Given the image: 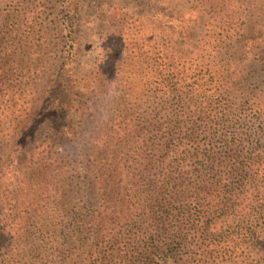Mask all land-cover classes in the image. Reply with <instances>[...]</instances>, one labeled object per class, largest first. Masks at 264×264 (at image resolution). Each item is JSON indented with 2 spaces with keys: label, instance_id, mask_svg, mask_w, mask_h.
<instances>
[{
  "label": "trees",
  "instance_id": "obj_1",
  "mask_svg": "<svg viewBox=\"0 0 264 264\" xmlns=\"http://www.w3.org/2000/svg\"><path fill=\"white\" fill-rule=\"evenodd\" d=\"M180 1L207 17L201 21L205 29L196 52L182 62L177 52L176 65L171 70L162 66L150 81H143V93L137 96L121 93L113 80L96 78L90 98L79 94L72 107L65 106V62L46 94L37 95L50 59L46 49L42 53L33 48L28 77L19 73L9 86L31 93L29 109L16 115L18 129L9 139L18 148L30 143L45 102L58 89L51 142L53 148L66 142L69 151L64 157H31L24 173H10L8 180L16 182L14 194L8 191L13 183L6 185L7 177L0 174V202L6 207L0 239L11 246L1 249L4 257L41 250L47 264H57L79 244L90 264H152L151 258L157 264H215L228 252L227 245H219L231 240L227 238L233 235L229 232L234 222L239 237L264 236V142L229 139L233 126L242 129L252 121L264 128V103L256 97L264 92V58L255 66L249 60L259 49L249 33V20L256 16L262 21L264 6L260 9L257 0ZM79 14L77 7L68 9L63 49L69 55ZM16 19L23 23L20 15ZM190 22L194 27L195 20ZM36 25L23 33L18 30V43H37ZM260 27L264 39V23ZM221 56L224 60L216 62ZM218 64L222 72L214 71L209 80L199 77ZM148 67L155 71L153 63ZM186 69L196 71L194 81ZM124 84V91L133 89V81ZM207 84L216 87L205 88ZM103 101L115 107L106 115L99 112ZM245 150L243 161L237 153ZM25 181L31 198L21 203L25 195L19 186ZM37 235L41 239H35Z\"/></svg>",
  "mask_w": 264,
  "mask_h": 264
},
{
  "label": "rangeland",
  "instance_id": "obj_2",
  "mask_svg": "<svg viewBox=\"0 0 264 264\" xmlns=\"http://www.w3.org/2000/svg\"><path fill=\"white\" fill-rule=\"evenodd\" d=\"M256 2L257 6L263 9L261 7L264 6V0ZM70 4L72 5L69 6ZM73 7H77L80 14L76 20L74 50L72 55H69L64 52L63 46H66V32L68 33L66 31L69 19L68 9ZM19 15L23 22L21 25L16 22ZM260 18L262 21L256 16L249 20V33L257 38L255 44L259 46L256 55L249 57L254 66L256 63L259 65L260 59L264 58V39L262 34L259 35L262 29L260 24L264 23V14ZM190 20L196 22L192 28L189 25ZM202 20L206 21L207 17L199 14L190 4L180 0H0V38L4 37L2 47H0V174L7 177L3 180L6 185L13 183L8 191L15 193L16 182L14 184L8 179H11V175L15 173H24L29 167L31 157H56L55 155L64 157L69 151L66 142L59 141V146L56 148L52 147L51 142L53 139L50 131L53 125V110L60 104L56 99L60 94L58 89L52 92L49 102H45V113L33 129L30 143L18 148L19 144L9 139L8 135L18 129L16 128L18 126L16 115L26 113L29 109V95L31 94L23 90L20 93L13 91L9 86L14 84L19 73L22 77H28V66L33 59L34 47L42 53L46 49L50 59L46 70L40 75L41 82L38 90L36 89L37 95L46 94L45 91L52 84L60 63L65 62L68 64L65 79L67 86L65 91L62 89L63 101L66 103L65 106L72 107V99H78L77 95L83 94L85 99L90 98L91 91H93L92 84L96 78L105 83L115 81L116 89L124 94L132 93L137 96L143 93L142 82L150 81V78L154 76V73H158L162 66L171 70V65H176L174 58L177 52H179V62L191 59L196 52V42L205 29V24L201 23ZM34 23L37 24L36 31L39 33L36 36L37 43L32 40L29 42L23 40L18 43L16 32L19 30L23 33L27 28L31 29ZM8 32H12L11 40L7 36ZM221 59L224 60V57L216 58V62ZM152 63L155 65V71L148 67ZM196 63V61L193 62V65ZM208 69L210 71L206 73L202 71L199 77L209 80L214 71H223L221 64L212 69L208 67ZM256 70L260 74L257 68ZM186 76L194 81L197 77L196 71L186 69ZM128 80L133 81V89L124 91V82ZM112 87L106 90H112ZM214 87L216 86L209 84L205 86V88ZM106 90H104L105 93ZM256 97L264 103V92L261 91ZM137 105L141 106V104ZM114 108L111 103L107 104V101H103L99 112L106 115ZM70 111L72 113L74 108ZM71 125L76 126L73 122ZM229 131L233 133L229 139L234 143L239 140L253 144L264 142V128H257L252 121L243 125L242 129L233 126ZM46 142L45 146L51 152L49 155L42 146V143ZM237 155L244 157L243 161L247 159L246 150ZM12 172L13 174L10 175ZM20 180L22 178H17V181ZM19 188L25 195L20 202L27 203L31 198L27 182L25 181L24 185H20ZM3 192L4 186L0 185V195ZM40 200H43V196ZM39 204V206H44L45 202H39ZM5 208V205L0 202V224L6 215ZM236 225H238L236 222L230 225L229 234L233 230V235L230 234L227 239L231 240L219 245V247L227 245L228 252L215 264H264V236L239 237L236 234L238 228ZM34 238L41 239L38 235ZM3 247L6 250L11 246L7 241L0 239V264H14L18 261H21V264H47L46 258L42 257L41 250L27 253L25 257L10 258L2 255L4 254V250H1ZM120 249H123L122 245ZM85 250L81 245L74 244L71 251L64 254L62 261L58 263L90 264V258L87 257ZM193 252L199 253L195 249ZM151 259L152 264H157L156 258Z\"/></svg>",
  "mask_w": 264,
  "mask_h": 264
}]
</instances>
